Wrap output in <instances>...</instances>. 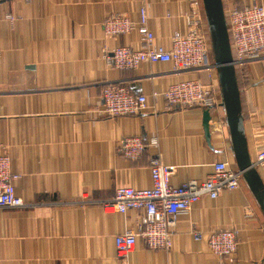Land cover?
I'll return each mask as SVG.
<instances>
[{"label":"crops","instance_id":"obj_1","mask_svg":"<svg viewBox=\"0 0 264 264\" xmlns=\"http://www.w3.org/2000/svg\"><path fill=\"white\" fill-rule=\"evenodd\" d=\"M194 1L0 0V153H10L20 175L16 193L25 201L23 207L0 208V264H120L114 238L137 229L141 212L104 208L117 187H150L155 155L174 169L175 185L206 179L218 160L235 164L220 110L212 112L210 146L203 108L171 106L153 96L174 81L207 82V70L176 73L167 62L119 69L105 60L117 46L141 45L136 31L107 37L103 21L110 15L137 20L146 6L157 40L169 45ZM259 1L264 2L224 0V5ZM237 70L254 161L264 147V56ZM110 83L146 94L149 107L118 117L101 113L103 89ZM134 136L146 148L131 159L121 141ZM153 138L157 147L149 145ZM257 168L264 181V164ZM229 227L239 229L234 264H264V213L244 180L239 189L217 199L203 197L180 214L171 249H150L139 238L130 264H221L207 236ZM194 230L205 238L195 240Z\"/></svg>","mask_w":264,"mask_h":264},{"label":"built area","instance_id":"obj_2","mask_svg":"<svg viewBox=\"0 0 264 264\" xmlns=\"http://www.w3.org/2000/svg\"><path fill=\"white\" fill-rule=\"evenodd\" d=\"M137 20L125 14H112L103 21L107 37L120 36L136 31L141 36L139 48L117 46L105 56L106 62L119 69H137L144 63H171L176 73L208 71V81L189 78L174 81L162 91H154V98L163 97L171 106H198L211 112H219L225 122L217 71L211 61L212 44L202 0H195L191 10L182 15L184 28L173 31L170 44L159 42L149 25L146 6L139 9ZM232 50L237 67L264 56V2L238 7L225 6ZM10 19L14 17L8 15ZM146 94H137L128 87L110 83L103 89L101 113L118 117L139 114L148 108ZM150 146L157 147L153 138ZM142 137H128L121 141V150L127 158H137L145 150ZM256 166L264 164V147L260 149ZM152 185L139 188L128 185L117 187L112 200L104 204L110 212H141L137 229H127L115 238L116 255L120 264H130L131 253L137 241L153 250H169L174 243L178 217L193 208L203 197L217 199L224 191H234L243 182L242 171L228 159L213 164L214 171L206 179H191L175 185L172 183L173 168L161 161L159 155L151 159ZM20 175L13 170L8 151L0 153V208L23 207L25 201L16 193L15 182ZM239 229L220 228L207 236L212 252L222 259L221 264H234L239 245ZM197 241L205 238L202 230L193 231Z\"/></svg>","mask_w":264,"mask_h":264},{"label":"water","instance_id":"obj_3","mask_svg":"<svg viewBox=\"0 0 264 264\" xmlns=\"http://www.w3.org/2000/svg\"><path fill=\"white\" fill-rule=\"evenodd\" d=\"M202 3L211 38L214 67L221 90V106L225 113V123L230 136V149L236 167L242 171L243 180L247 183L264 213V181L249 151L241 89L224 0H202ZM212 119L211 109H204L203 125L210 146Z\"/></svg>","mask_w":264,"mask_h":264},{"label":"trees","instance_id":"obj_4","mask_svg":"<svg viewBox=\"0 0 264 264\" xmlns=\"http://www.w3.org/2000/svg\"><path fill=\"white\" fill-rule=\"evenodd\" d=\"M211 61H213V62H214V59H213V54L211 55ZM237 72H238V70H237Z\"/></svg>","mask_w":264,"mask_h":264},{"label":"rangeland","instance_id":"obj_5","mask_svg":"<svg viewBox=\"0 0 264 264\" xmlns=\"http://www.w3.org/2000/svg\"><path fill=\"white\" fill-rule=\"evenodd\" d=\"M202 5H203V3H202ZM204 9V8H203Z\"/></svg>","mask_w":264,"mask_h":264}]
</instances>
